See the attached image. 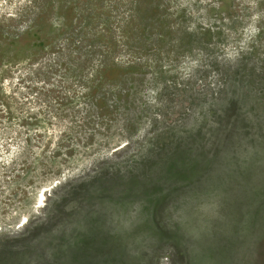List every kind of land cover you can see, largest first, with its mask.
<instances>
[{"label":"rangeland","instance_id":"obj_1","mask_svg":"<svg viewBox=\"0 0 264 264\" xmlns=\"http://www.w3.org/2000/svg\"><path fill=\"white\" fill-rule=\"evenodd\" d=\"M0 264H264V0H0Z\"/></svg>","mask_w":264,"mask_h":264},{"label":"trees","instance_id":"obj_2","mask_svg":"<svg viewBox=\"0 0 264 264\" xmlns=\"http://www.w3.org/2000/svg\"><path fill=\"white\" fill-rule=\"evenodd\" d=\"M115 103H118V99L116 98L114 100ZM111 103H113V101H111ZM86 106V105H85ZM94 109L97 113L100 111L99 109V106L97 105V101H94V102H91V109ZM97 116V115H96Z\"/></svg>","mask_w":264,"mask_h":264}]
</instances>
